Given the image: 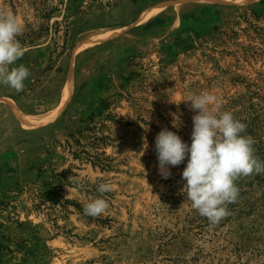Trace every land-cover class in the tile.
<instances>
[{
    "label": "rangeland",
    "instance_id": "374dc122",
    "mask_svg": "<svg viewBox=\"0 0 264 264\" xmlns=\"http://www.w3.org/2000/svg\"><path fill=\"white\" fill-rule=\"evenodd\" d=\"M261 1L0 0L30 71L22 91L0 84V260L264 264V172L238 175L212 223L182 192L187 158L165 179L155 150L164 128L191 144L187 99L210 92L263 161Z\"/></svg>",
    "mask_w": 264,
    "mask_h": 264
},
{
    "label": "clouds",
    "instance_id": "9594fccd",
    "mask_svg": "<svg viewBox=\"0 0 264 264\" xmlns=\"http://www.w3.org/2000/svg\"><path fill=\"white\" fill-rule=\"evenodd\" d=\"M22 31L23 25L16 14L0 11V84L16 91L23 90L24 81L30 75L24 64L15 65L26 51L17 38ZM187 101H191V108L196 113L192 117L191 144L177 132L162 129L155 137L158 171L167 179L171 176L169 166L180 165L187 158L182 171V179L186 181L182 192L200 215L216 223L228 215L227 204L238 197L235 178L264 172V161L254 155V139L244 134L246 124L230 111L215 110V95L202 92ZM173 126L178 127L175 123ZM111 190L112 184L108 181L97 187L101 194ZM107 207L108 201L101 195L86 203L83 210L86 215L97 216Z\"/></svg>",
    "mask_w": 264,
    "mask_h": 264
},
{
    "label": "trees",
    "instance_id": "16d2710c",
    "mask_svg": "<svg viewBox=\"0 0 264 264\" xmlns=\"http://www.w3.org/2000/svg\"><path fill=\"white\" fill-rule=\"evenodd\" d=\"M261 4H264V0L261 1ZM257 150H259V152L256 155L261 156L263 158V161H264V142H262V145L257 146ZM260 177H261V175H260ZM259 178H258V180H259ZM1 247L4 250L8 251L10 254L13 253V251L9 247H4V246H1ZM0 264H23V263L15 262L13 258H10L8 260H3V259L0 260ZM30 264H40V263L35 262V263H30Z\"/></svg>",
    "mask_w": 264,
    "mask_h": 264
},
{
    "label": "bare ground",
    "instance_id": "6f19581e",
    "mask_svg": "<svg viewBox=\"0 0 264 264\" xmlns=\"http://www.w3.org/2000/svg\"><path fill=\"white\" fill-rule=\"evenodd\" d=\"M220 1H221V0H220ZM226 1H227V0H226ZM69 83H70V82H69ZM69 83H68V84H69Z\"/></svg>",
    "mask_w": 264,
    "mask_h": 264
}]
</instances>
